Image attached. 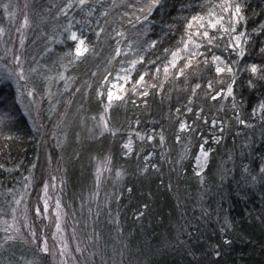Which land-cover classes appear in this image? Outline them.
<instances>
[{
	"label": "trees",
	"instance_id": "trees-1",
	"mask_svg": "<svg viewBox=\"0 0 264 264\" xmlns=\"http://www.w3.org/2000/svg\"><path fill=\"white\" fill-rule=\"evenodd\" d=\"M8 1L11 0H0V27L3 28L2 5ZM62 2L68 0H37L28 12L30 22L37 17L46 24L51 4L57 7ZM112 2L90 0L88 8H96L91 16L85 14L88 9L84 12L76 7L68 10L75 30H83L93 51L75 65H69L65 58L67 75L74 77L76 84L74 92H69L58 104V108L62 104L65 110L62 114L64 141L60 147L48 143L42 130L31 127L18 105L14 88L0 83V118H3L0 123V165L3 166L0 167V211H4L7 194L21 188L26 176L33 180L31 197L37 202L44 175L39 172V159L46 151L48 177L51 172L58 179L62 205L88 240L79 264H264V176L259 173L260 167L264 166V120L258 116L251 129L236 128L228 114L232 109L248 122L253 108L264 99V81L257 80L255 87H249L251 73L247 71V66L253 63L264 67V53L261 52L264 32L258 31L264 24V0H240L246 20L238 27L250 36L244 46V57L230 55L231 50L225 51L224 42H220L219 47L206 53L208 67L203 64L204 57L198 58L201 61L199 69L191 70L194 74L190 75L189 85H185L183 77L176 81L170 78L162 91L148 89L150 94L146 97L128 91L126 102L114 103L108 113L110 127L117 130V135L93 136L88 125L102 109L96 89L106 75L104 68L109 67L104 55L108 54V58L114 55L116 40H121L112 29L124 32L127 38L123 39L124 43L131 41L134 50L138 49L146 57L145 65L137 66L140 71L151 69L150 75L145 77L146 82L159 84L163 81V73L159 80L153 81L151 76L155 74V68L147 61L156 60L157 56L163 59L164 49L172 48L183 31V21L175 18L189 15L187 11L180 12L181 0H164V6L149 17L150 23L137 24L136 16L142 21L143 14L124 5L130 3L139 7L144 0H116L121 6L110 9L108 17L101 16ZM197 2L204 3L205 0ZM105 19L109 21L107 25ZM129 19L136 24L135 28ZM76 20L87 23L76 24ZM169 25H176L178 30H170ZM100 26H104L112 38L102 33L98 41L95 31H99ZM153 40L158 41L156 48L149 47ZM50 54L61 57L63 51L57 48ZM212 54L220 55L230 64L239 60L238 64H232L236 76L235 108L232 97L223 104L220 98L211 100V95L231 83L227 74L217 77L215 66L211 64ZM120 61L121 57L113 61L112 73ZM97 64L101 67L98 75L93 77L91 72L97 71ZM221 78L223 83L218 82ZM85 80L92 84L90 89L84 86ZM209 81L213 82L211 93L207 86ZM195 83H200L201 89L189 104L191 87ZM125 87L131 89L132 84ZM77 88H80L79 92H76ZM188 107L193 111L188 112ZM216 110L222 122H228V128L222 131L221 141L210 154L201 181L194 173V159L199 147L196 133L191 154L183 161L179 159L176 134L181 121L191 123L197 132L204 133L211 119L218 114ZM137 132L153 135L154 139L141 141L136 138ZM160 133L165 137L163 147ZM129 134L133 152L125 155L122 146L128 141ZM8 136L11 139L5 138ZM149 153L152 155L147 161V171H144L145 157ZM106 157L111 158L112 178L105 186L109 197L104 199V207L98 206V216L88 215L87 201L94 187L95 165ZM118 170L122 173L120 177L116 175ZM252 176H257V180H252ZM29 207L32 213L34 208ZM89 216L91 220L87 221ZM25 251L9 247L0 249V256L19 261L32 256L33 262L29 264H48L43 259L35 262L36 256Z\"/></svg>",
	"mask_w": 264,
	"mask_h": 264
},
{
	"label": "snow or ice",
	"instance_id": "snow-or-ice-1",
	"mask_svg": "<svg viewBox=\"0 0 264 264\" xmlns=\"http://www.w3.org/2000/svg\"><path fill=\"white\" fill-rule=\"evenodd\" d=\"M90 0H68V3L65 4L62 8H60V13L64 16L68 15V10L76 7L80 9L81 12L86 11V16H91L95 11L96 8L93 6L88 8ZM120 4H117L116 0H113L112 4L109 6V9H105L101 12V16L108 17L110 15V9H116L120 7ZM125 7H132L141 14L142 21L140 16H136V22H149V17L153 15V12L157 8H162L164 6V0H144V3L136 7L133 4H125ZM9 4H3V12L4 14L10 19L15 18V13L9 11L10 9ZM199 9L197 11L196 9ZM189 12V15H182L176 17L175 19H179L183 21V31L180 35V39L177 40L176 44L172 48H165L164 49V56L161 59L160 56H157L156 60H148L147 63L151 64L155 68V74L151 76L153 81L159 80V76L161 72L163 73V81H160L159 84L147 83L145 77L149 76L151 73V69L145 68L144 71H140L137 66H144L146 63V57L139 52L138 49L134 50L133 44L131 42L128 43L126 49L120 47L121 41L123 39H127L125 33L122 31H118L117 29L113 28L112 31L115 32L116 37H120L121 40H116L117 47L114 50V55H111L106 60V65L109 67H105L104 71L106 75H104L100 81L99 87L96 89V95L101 103L103 108L102 113L99 116V120L97 122V127L100 129V135L103 136L105 133L111 134L113 137L117 135V130L110 127L109 120L110 117L107 115L109 111L113 108L114 101H121L126 102V94L128 91H131L133 95H140V96H148L149 90L148 89H156L159 88L161 91L163 90V86L165 82H168L170 78L173 81L179 80L183 77L185 85H189V78L190 75L194 74L191 70L195 67L199 69V65L201 61L198 59L199 57H204L203 64L208 67L209 60L206 53H211L212 49L219 47L220 42H224V50L229 51L230 55H235L238 58H242L245 55V45L248 43L250 36L246 31H240L239 25L246 20L245 15H243V5L240 0H205L204 3H198L197 0H181V8L180 12ZM125 16L128 14L125 13ZM73 18L69 17L67 25L63 27V31L61 32V37L64 36V33H67L65 38H57L56 36L49 37V41L51 43H60L64 44L66 40H70L74 43V47L69 46V50L64 52L63 55L59 58L61 67L67 71V66L63 63L65 58H67V63L69 65H75L77 63L83 62L87 55L90 54L93 49L89 45V41L86 37L83 36V30H73L74 25L72 22ZM76 24L87 23V21L76 20ZM109 21L105 19V25H107ZM129 23L132 24L131 19H129ZM150 23V22H149ZM97 24L99 25V19L97 20ZM31 27V22L27 15H25L23 23L16 28V31L20 33V45L21 48L24 46L25 42V31ZM132 27L135 28L136 24H132ZM169 29L172 31L178 30L176 25H169ZM260 32H264V24L260 25L259 30ZM5 33V29L0 27V37H3ZM106 33V28L104 26L99 27V31H95L96 39L99 41L101 38V34ZM108 38H112L110 33H106ZM147 33L145 32V35ZM227 38V39H225ZM158 41L153 40L151 41L149 47L156 48ZM204 49L205 51H202ZM10 51V50H9ZM47 52H51V48L46 49ZM147 51V50H145ZM261 52L264 53V48L261 49ZM129 55L135 57L133 59L127 60V67L121 66L119 71L116 74V81H123V84L119 83H111L110 77L112 76V72L110 70V66L112 65L113 61L116 60L118 57L124 56L128 57ZM16 62V70L13 71L12 69H8L6 75H0V78L3 79H12L16 83L17 88V102H20L21 96V85L20 81H25L24 89L27 93L29 98H33L36 95V83L32 82V87H28V83L31 81L32 74H37L38 76L42 75V78L48 82L49 85L52 84L53 81L64 82V91L67 92L69 87L71 86V81H74V77H66L64 72H58L56 76L52 75H44L38 72V69L35 67L29 68L27 71L23 67V63L21 61V57L16 55L14 57ZM159 61V63H158ZM55 64L56 61H53ZM121 65L125 63V61H120ZM239 60H233L232 63H228V61L222 58L220 55L212 54L211 55V64L215 66V72L217 77H222L223 74H227L231 78V83L227 85L226 90L221 88L220 91H216L214 95H211L212 100H217L221 95L225 99L228 97H232L233 99V108L236 107L235 104V95H234V85L236 83V76L234 72V68L232 64H238ZM101 65L97 64L96 68L97 71L91 72V76L95 77L98 75V71ZM51 71V69H49ZM247 71L251 73V76L248 81L249 87H255L256 81H264V67H261L255 63L247 66ZM133 73H136L134 76ZM138 77V78H137ZM219 83H223V79L221 78ZM132 84L131 89L126 88L124 85ZM84 86L87 88H91L92 84L85 80ZM139 86V87H138ZM208 89L211 93L213 91V82H208ZM143 88L141 91L140 89ZM116 89L117 91H114ZM201 89L200 83H195L193 87H191L192 97L189 98L188 103L191 104L193 102V97L197 96V90ZM80 88L76 89V92H79ZM105 91H106V103H105ZM46 95H48L49 99L53 93L50 90H46ZM43 99V96L41 97ZM33 107L36 108L38 111V102L35 100L31 101ZM70 103V101H69ZM50 111H55V105H53ZM188 112H192L193 109L191 107L187 108ZM203 110L201 109V112ZM179 112V109H177ZM253 116H260L262 120H264V99H261L256 107L253 108ZM197 118L199 119L200 113H196ZM93 120H96V117H92ZM236 119L241 124H245L243 119H240L239 112L236 113ZM3 122V118H0V123ZM208 121L205 119L204 123L206 124ZM213 127L216 125V120L212 121ZM59 126V122L58 125ZM196 128L192 125H189L183 121L179 123V129L176 134V142L179 144L182 142L181 133H194ZM223 131V128L220 129ZM136 138L144 141L147 139L151 142L154 139L153 135H141L139 132L136 134ZM160 136V145L161 147L165 144V137L163 133L159 134ZM6 139H11V136L5 137ZM218 142V140L216 141ZM132 138L131 134H129V139L127 142L123 144V149L126 150L125 155L131 154L133 152L132 147ZM191 138L189 137L188 142L184 145L182 152L180 153V160L182 161L186 156L191 154ZM207 144V140H204L203 143L199 145V152L195 154V166L194 172L195 175L201 178L203 181L202 173L208 166L209 163V156L210 150L205 149V145ZM61 146V142L58 141L57 147ZM152 153H149L148 156L145 157V168L144 171H147V161L150 159ZM163 157V153H162ZM111 164V158L106 157L105 160L101 163H98L96 169V181H97V189H99V185L101 182V175L104 171H111L109 165ZM0 167H3L0 165ZM35 167V166H34ZM155 169L156 165H152ZM245 172L248 171L247 167L245 166ZM259 173L261 176H264V166H261L259 169ZM121 172L118 170L116 172L117 177L121 176ZM56 178L52 177L54 181ZM26 183L24 184L25 191L20 192L19 198H16L15 193H13V203L16 207L11 209L12 211V223H8L7 221H0L6 225L3 229L5 233H9L5 236V242L9 240L15 239V234H19L21 231L20 226H18V208L22 202L25 200L26 191L27 189L33 184V180L29 177H24ZM252 180H257V176H252ZM63 183V182H62ZM55 188L54 184H49L47 181L43 183L42 195L37 194V206L35 207V215L36 217L43 216L44 219H48L49 213V188ZM12 190L9 189V192ZM94 196H98L97 193ZM42 202L43 208L39 206ZM56 224L55 228L56 231L52 234V239H57V234L60 235L61 245H60V255L61 257H65L66 255L70 256L71 254L68 252V246L66 242H63V234L61 228V203L59 197L56 199ZM23 219V228L28 229L29 233L32 237V243L36 244L41 237L37 236L35 230L31 229L29 223V217L27 215V208L24 210V214L22 216ZM3 245H0L2 247ZM41 252L44 254L49 253L48 248V240L47 238H43L42 245H41ZM76 252L80 253L81 248L77 246ZM62 264H68L67 260H62Z\"/></svg>",
	"mask_w": 264,
	"mask_h": 264
},
{
	"label": "rangeland",
	"instance_id": "rangeland-1",
	"mask_svg": "<svg viewBox=\"0 0 264 264\" xmlns=\"http://www.w3.org/2000/svg\"><path fill=\"white\" fill-rule=\"evenodd\" d=\"M36 1L37 0H11L7 2V4L11 6L9 11L12 13H15V18L10 20L5 15V21H4L5 33L3 37H0V75H6V72L8 69H12L13 71L16 70V62H15L14 57L16 55H19L21 57L23 67L26 71L29 68L35 67L38 69L39 73L44 74V75L56 76L58 72H64V75L68 77L67 71H65L64 68L61 67V63L59 60L60 57L53 55V54L51 55L50 52L46 51L47 48H51L52 51H55L58 48L62 50L64 53L69 50V46L74 47V43L70 40H66L64 44L51 43L49 41V37L51 36H56L57 38H65L67 36V33H64V36L61 37V32L63 31V27L67 25L70 15L69 14L67 16L62 15L60 13V8H62L68 2L59 3L57 7L51 4V8L49 7L48 14H47L48 20L46 21V24H42L41 21L38 20L37 17H35L34 22L31 21V27H29L25 31V42H24L23 48H21L20 33L16 31V28L19 27L21 23H23L25 15H27L30 20L28 12L29 10H31V8H34ZM32 10H34V13H36L35 9H32ZM142 23L143 22L137 23V24H142ZM73 30H75V26ZM128 43L125 44L124 41L122 40L120 47L123 49H126L128 46ZM104 56L106 59H108V54H105ZM130 59H133V56L131 55H129L128 57L121 56V61L123 60L125 61V63L123 65H121L120 63L119 67H117L115 72L112 73V76L109 78L111 83H119V84L124 83L123 81L117 82L115 77L121 66H124V67L128 66L127 60H130ZM53 61H56V63L54 64ZM64 61L63 63L66 65ZM66 66L68 69V65ZM49 69H51V71H49ZM32 82L36 83V95L33 98H29L27 96V93L23 87L25 84V81L19 82L21 85V93H23V95L21 96V100L20 102H18V105L22 113L24 114L28 122L30 123L31 127L35 130L36 129L42 130V135L48 139V143L50 142L52 146L57 147L58 141L61 143L64 141V137H63L64 128L62 124V118H63L62 114L64 115V112H65L64 106L62 107V104H61L58 108V104L60 103V100H62V98L67 97L66 95L69 92L71 91L74 92L76 82L75 81L70 82L71 86L69 87L67 92L64 91L63 81H59L58 83L53 81L52 84L49 85L48 82L42 78V75L38 76L37 74L34 73L32 74L31 81L28 83V87H32ZM0 83H7L11 85L14 88L16 95H18L16 83L12 79L0 78ZM46 90H50L53 93V95L51 96V99H49L48 95H46ZM114 91H117V90L114 89ZM42 96H43V99H41ZM219 98H220L221 104L230 100V97L225 99L223 95H221ZM104 99L106 103L107 102L106 101V91H105ZM32 100H35L38 102V108H39L38 111L36 110L35 107H33L31 103ZM116 102L118 101H114L113 104ZM53 105H55V111H50ZM226 108L227 107H225L224 109ZM102 111H103V108L101 109V112L99 113V115L96 117V120L91 119V122L88 125V130L90 134H92L93 136L95 135L101 136L100 129L97 127V122L99 120V116L102 113ZM216 111L218 112V110ZM236 113L232 109L228 113L230 117L232 116V120L236 128L251 129V126H252L251 124H254L258 118V115L254 117L252 114L253 112H252L250 114V121L247 122L244 120L245 124H241L236 119ZM220 116L221 115L218 112V114L215 115L213 119H211L209 128H207L204 133L197 132V131H195L194 133H181L182 142L178 144L179 159H180V153L182 152L184 145L188 142L189 137L191 138V141L193 143V136L195 133H196L195 136L199 140L198 141L199 145L203 143L204 140H207L205 149L210 150V154L214 152V150L217 148V145L221 141L222 132L220 131V129L223 128V130L224 129L226 130L228 128V122L226 121L222 122L223 119ZM214 119L216 120L215 127H213L212 125V121ZM240 119L242 118L240 117ZM58 122H59V126H57ZM187 124L191 125V123H187ZM217 140L218 142H216ZM193 146L194 145L191 144V150ZM198 152H199V147L197 149V153ZM46 153H47L46 151L43 152V158L39 159V165H40L39 172L44 174L42 177V183L47 181L50 185L51 184L55 185V188H52V187L49 188V194L51 198L49 200L48 219H44L43 216L36 217L35 215V207L37 206V202L33 200L31 197L32 191L30 187L33 188V184H32L26 191L24 202H22L18 208L17 223H18V226H20L21 231L19 234L12 233L13 235H15L16 238L5 242L4 238L9 233H5L4 231L0 230V245H3L2 247H0V249L3 250L9 247H14V248L17 247L19 250L23 252H26L25 250H27L28 253H31V255L36 256L35 262H37L38 259L40 260L43 259L48 264H62V260H67L68 264H79L81 261L80 259L83 256L84 247L86 249V246L88 244V240L77 229L75 221L72 218H70V216L68 215L66 211V208H64L62 205V194H61V189H60V183L57 181L58 179L51 172L49 173V177H48V168L46 164V155H47ZM189 155L186 156L184 159L187 160L189 158ZM104 160L105 159L98 161L95 165V170H94V175H93L94 187H93V191L91 192L90 198L87 201L88 215L94 213L96 216H98L99 214V212L97 211L98 206H100L101 208L104 207V205H106V201H104V199H107L109 197L107 194V190H105V186L107 182L112 178L110 176V171H104L102 173L99 189H97V181H96V175H95L98 163H101ZM194 166H195V159H194ZM203 173H202V176H203ZM52 177H55L56 179L53 181ZM25 183L26 181L23 182L21 188L19 187V189L16 192H14L16 195V198H19L20 192L25 191L24 189ZM42 189H43V184L38 194L42 195ZM97 191H98V196H94V194L97 193ZM57 197H59L60 203H61V212H62L61 228H62V234H63V242L67 243L68 252L71 254L70 256L66 255L65 257H61L60 255V245H61L60 235L61 234L59 233L57 234V239L55 240L52 239V234L56 231V228H55L56 215L55 214H56ZM3 206L5 207L3 208L4 211L2 210L0 211V221H7L8 223H12L11 209L13 207H16V205L13 203V193L7 194L6 199L4 200ZM29 206H33L34 208L32 213L30 211ZM39 206L41 207V209L43 208L42 202L39 204ZM85 207H86V204H85ZM25 208H27V215L29 217V223H30L31 229L36 231L38 237H41V239L36 244L32 243V237L29 233V230L23 228L22 216L24 214ZM79 213L81 214L80 211ZM89 220H91V216H89L87 221ZM83 223L86 224V221L84 220ZM4 227H6V225L0 222V229H3ZM45 237L48 240V248H49L48 254H44L43 252H41L42 240ZM77 246L81 248L80 253L76 252ZM23 259L19 261V260H12L9 256H6V257L0 256V264H29L32 261V256H30V258L29 257L26 258L29 261H26L25 258ZM37 264H40V263H37Z\"/></svg>",
	"mask_w": 264,
	"mask_h": 264
}]
</instances>
